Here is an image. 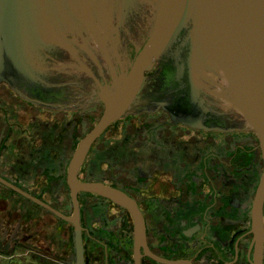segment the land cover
Returning <instances> with one entry per match:
<instances>
[{
    "label": "flooded vegetation",
    "instance_id": "flooded-vegetation-1",
    "mask_svg": "<svg viewBox=\"0 0 264 264\" xmlns=\"http://www.w3.org/2000/svg\"><path fill=\"white\" fill-rule=\"evenodd\" d=\"M141 20L131 23L135 34ZM128 42L134 63L133 43L144 40ZM178 60H155L136 110L104 129L87 153L78 178L122 191L137 209L79 192L86 264H264V197L258 221L254 214L264 181L260 138L253 130L178 121L176 103L163 100L172 101L179 84L161 85L166 74H187ZM93 61L96 72L84 74H112L103 58ZM89 79L82 78L83 92L66 94L70 108L29 102L0 82V175L67 216L74 213L69 162L105 109ZM4 187L0 182V254L7 264L21 254L33 264H75L74 224L30 199L34 206L7 197ZM137 216L145 228L140 243Z\"/></svg>",
    "mask_w": 264,
    "mask_h": 264
},
{
    "label": "water",
    "instance_id": "water-1",
    "mask_svg": "<svg viewBox=\"0 0 264 264\" xmlns=\"http://www.w3.org/2000/svg\"><path fill=\"white\" fill-rule=\"evenodd\" d=\"M135 18L144 26L137 34L130 27ZM130 39L144 40L142 46L133 43L138 45L134 63ZM169 55L179 58L187 73L166 74L161 81L168 90L179 84L173 90L180 93L163 100L176 103L178 121L253 130L264 149V0H0V82H8L29 102L70 108L66 94L84 90L82 78L89 75L97 102L105 105L68 165L71 216L0 175L2 184L74 224L75 264H86L80 191L109 196L136 213L125 193L82 181L78 173L102 131L136 110L138 94L151 78L145 71ZM100 57L112 74H84L96 72L93 60ZM181 102L184 107L178 110ZM263 197L264 181L254 208L257 221ZM136 219L140 243L145 228L142 218Z\"/></svg>",
    "mask_w": 264,
    "mask_h": 264
},
{
    "label": "rangeland",
    "instance_id": "rangeland-1",
    "mask_svg": "<svg viewBox=\"0 0 264 264\" xmlns=\"http://www.w3.org/2000/svg\"><path fill=\"white\" fill-rule=\"evenodd\" d=\"M5 188V195L7 197H12V199H14L15 201H22L23 203L25 204H28V205H32L34 206V204H32L31 201L28 200V198H25V196L21 195L20 193L12 190L11 188ZM7 258L0 254V264H7ZM13 261L15 264H33V258L30 257L29 255H24V254H21V255H17L13 258Z\"/></svg>",
    "mask_w": 264,
    "mask_h": 264
},
{
    "label": "trees",
    "instance_id": "trees-1",
    "mask_svg": "<svg viewBox=\"0 0 264 264\" xmlns=\"http://www.w3.org/2000/svg\"><path fill=\"white\" fill-rule=\"evenodd\" d=\"M30 182L32 183V182H34V180H33V181H30ZM21 186H24V185H21ZM30 192H32V191H30ZM25 198H26V197H25ZM28 200H29V199H28ZM29 201H30V200H29ZM31 202H32V201H31Z\"/></svg>",
    "mask_w": 264,
    "mask_h": 264
}]
</instances>
